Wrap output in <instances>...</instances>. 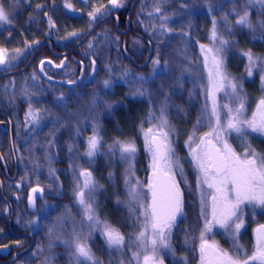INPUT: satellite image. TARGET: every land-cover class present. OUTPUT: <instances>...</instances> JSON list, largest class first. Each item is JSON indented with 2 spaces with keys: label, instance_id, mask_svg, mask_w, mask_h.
<instances>
[{
  "label": "trees",
  "instance_id": "obj_1",
  "mask_svg": "<svg viewBox=\"0 0 264 264\" xmlns=\"http://www.w3.org/2000/svg\"><path fill=\"white\" fill-rule=\"evenodd\" d=\"M122 1L125 4L123 9L115 10L102 15L103 19L111 14H114L118 20V30L124 29L126 16L133 0ZM140 1L142 0L137 1L133 9L129 21V33L126 36H122L116 31L115 21L113 19H108L98 25L90 36L72 53L75 59L86 65V59L82 56V52L85 51V44L90 39L98 41L94 44L95 46L93 50L90 51V63H95L96 65L95 74L91 76L89 81L81 83L71 89L76 91L79 88H83L84 95L79 101L84 100L88 96L96 97L98 95L97 97H99L102 101L104 99L107 102L108 109H113L111 110V113H106V116L100 123V138L103 143L107 144V146L100 147V150L102 152H107L108 150V153H106L104 157H98V159L94 162V165H92V168H89L92 173V178L98 185L97 188H99L96 192L93 207L95 208V212L99 220H102L103 222L106 221L112 227L118 229L125 236L126 241L129 242L133 240L137 233L140 218L137 219V214L133 212L136 204L132 203L130 200L131 197L129 196V187H124V173H122L120 165L113 159V155L115 150L118 149L115 147L118 141H134L137 147L136 153L138 156L135 160V168L133 169L132 174L136 179H130L129 176V180L134 184L136 180H140L142 178L144 179V177L148 174V170L146 168L147 160L143 153L138 134L146 105L140 101L136 103L132 101L127 102V100L125 101V98H122L124 92L122 86H115L113 88L115 93L112 100L108 98L106 99L104 91L100 89L101 86L99 87L97 84L95 85V82L99 77V68H101L103 64L109 65V71H112V73L116 72V69H122L121 65L123 67V62L129 65L122 53L118 51V47L115 43L116 40L121 42V40L125 39L127 41L126 51L137 64L141 63L143 53L138 51L135 53L132 51L130 49L131 45L129 39H132L133 37L139 40H147L153 49L151 59L154 61L159 58V66L163 67L164 64L166 65L167 61L172 58L166 51L168 49L167 46L171 44V42L180 39H188L189 41L191 40L197 42L202 41L204 33L203 30H206L210 20L206 17L203 7L198 3L200 1H207L211 6L214 5L213 7L217 8V10H215V20H218L217 33L219 37L228 42L224 45V54L231 59L228 62V68L229 71L234 74L232 79L239 81L245 75V71L242 72L243 60L239 57L244 50L252 52L256 57H258L257 59L261 63L264 61V5L262 10H260L257 15L258 20L253 19L250 21L252 25L251 27H248L247 25H238L235 21L228 20V18L224 19L220 13L221 11L219 10L223 9V11H227L233 7V5H235L238 9L243 10L250 7V4L252 6L257 2H262L264 4V0H188L187 2L180 0H166L157 5V7L161 9L160 12L156 11L157 7L154 11H145V14L139 18L143 21L142 28L139 25L134 24L136 19L135 13L139 7ZM1 2H4L5 9L9 12L11 23H0V48L7 49L9 57L11 55H15L17 49H19L20 53V47L22 46L30 48V52L24 59L20 60L12 68L0 72V75L7 72L12 73L6 77L0 78V86L5 83L7 78H17V80L15 79L17 82L15 84L17 89L11 95L15 104V106L12 105L13 113L11 112L12 109L0 105V114L6 117L9 122L8 124L4 117L0 115V123L2 124L0 125V155L2 156L3 163L5 165L3 168L0 164V181L2 183L3 196L11 206V212L8 210L7 218L3 213V204L0 198V249H6L8 251L6 256L5 254L0 253V262L3 264H39L42 263L47 256L46 250L44 254L42 253V255H40V257H31L36 243V236L28 231L15 229L13 226L15 217L18 213H21V208L24 203L28 205L27 198L29 200L30 192L33 191V189H38L40 193L34 197V203H31L29 206L32 209V212L36 213L41 207L43 201L47 204H51L53 202L55 208L54 210H50L48 212V214L44 217L45 220L54 222L55 216L60 213V209L61 211L64 209L66 211L68 210V213L76 219L78 215L76 210L73 208V203L76 198L75 196H71V192L74 188V177H76L77 174V170L74 168V165L78 164L82 166L86 164L83 159L79 157L81 153L79 145L74 146V154H68L67 151L64 152L65 150L63 147L65 142H73V136H69V133L63 128V125H65L64 116L57 113V111L56 113H52L50 110L51 103L55 100V98H57V93H64L70 89L45 82L39 77L38 71H34L36 64L42 60L50 59L57 63L59 62V59L52 56L49 49L44 45L35 54L31 64L26 69H22L26 66L34 50L42 43L48 42L53 53L67 52L87 34L97 21L101 19L92 21L91 24H85L88 16L79 13L76 10V7H74L75 11L73 10L75 13L74 16L66 15L63 10L65 7L70 5V2L67 4L66 0H1ZM90 12H92V10H90ZM163 17H166L167 19L164 20ZM151 18H153L154 21L152 26L153 28L147 24V22H151ZM60 23H63L68 27L71 25L72 30L75 32H81L74 40L63 44L60 40L62 41L64 36H62L63 34H59L57 32L59 27L58 25H60ZM152 29L154 32H158L156 36L151 32L153 31ZM101 37H105L110 40L109 47L108 45L103 46L100 44L99 40ZM32 41L35 42V45L34 47H29V44H31ZM17 45H20V47L17 48ZM120 53L122 57L121 64H119L120 61H117V55H120ZM262 64L264 65V62ZM68 65L72 66L73 70L67 69L71 72L70 74L67 73V70L63 71L68 74L67 77H63L62 72H54L48 67L45 69V74L49 78L55 80L64 81L65 79H69L74 81L78 76V67L70 61L68 62ZM86 67L89 66L86 65ZM131 67L134 69L133 66ZM135 71L143 73L146 71V68H135ZM28 79L32 80L31 88L45 87L48 90L43 98H39V102L43 105L47 104L48 106L46 107H50L49 116L57 118L58 123L46 120L48 122L43 125L42 129L36 134L34 133V141H29L27 144L29 148V153L27 154L28 158L20 161V155H18V151H15L14 144L17 134L21 136L24 135L26 125L23 122L25 120V104L23 102L21 103L19 100L22 94L25 93L23 86L25 81ZM159 81L160 80L157 79L156 82H152V84L149 85L152 96V89ZM184 85L186 86L187 84L184 83ZM259 93L261 94L263 92L257 89L256 81L245 84V94H248L250 99ZM262 96L264 97V95ZM172 97L177 103L183 104V96L178 95ZM260 98L262 97L260 96ZM150 100L153 101V98H150ZM124 107H126V112L122 110ZM135 107L139 110L137 113L133 110ZM197 109V104H191L188 106L186 110L187 115L185 114L184 118L185 121L183 123L178 122L177 124V136L179 139L177 151L179 150V147L181 148L180 142L185 137V134L188 133L190 125L194 121ZM125 117L126 119H123ZM1 126L4 127V131L1 129ZM7 144L9 146L8 155L11 160L9 164L6 159L3 158V154L8 148ZM59 144L63 150L60 149ZM55 147L58 150V155L62 157L58 162L55 160L49 161V159L47 160L45 158L46 153L52 152L56 154ZM67 157L70 162H66L65 159H67ZM13 162H15L17 167L16 179L26 171L27 167L31 169V171L26 173L29 176V182L28 185H22L19 192L10 190L6 192L4 187L5 184L13 183L16 180H5V171L10 173ZM46 169H60L58 171L56 170L55 175L59 186L56 191L57 196H53L48 193V189L52 187V182L47 181L46 179L43 180V176L40 177L37 183H33L32 177H35L39 172L42 174V172ZM183 171L185 184L181 179L178 181L184 198V213L183 216L180 217L177 226L173 227L170 235L173 246L172 249H174L173 261H170V257H165L164 255V264H198V248L200 245L198 236L203 230V216L201 215L199 195L196 191L194 173L185 163H183ZM11 196H14V198L12 199ZM17 201L18 203H16ZM9 221L11 232L8 228ZM245 222V231L240 238V243L245 246L246 251H250L252 248L251 241L253 239L252 231L260 224H264V216L257 215L252 220L247 218ZM25 234L30 235V238L25 236ZM23 239L26 241L23 246L14 245L16 241ZM50 239L52 238L50 237ZM182 239L184 241H181ZM218 245L219 249L228 252V244L225 241L221 240ZM89 246L91 253L94 256V260H98L100 263L118 264L122 261L123 264H129L130 259L127 254L130 249L128 248V245L124 246L122 252L119 250L106 252L102 248L99 238L94 237ZM69 249L70 248L67 246L49 247L47 250L49 263L69 264L66 255L69 252Z\"/></svg>",
  "mask_w": 264,
  "mask_h": 264
},
{
  "label": "rangeland",
  "instance_id": "obj_2",
  "mask_svg": "<svg viewBox=\"0 0 264 264\" xmlns=\"http://www.w3.org/2000/svg\"><path fill=\"white\" fill-rule=\"evenodd\" d=\"M166 0H142L140 1L139 7L136 11V19H135V25H139L141 28L143 27V21L139 18L145 14V11L151 10L154 11L157 7V5L160 2H164ZM68 5L67 7L64 8V13L68 16H74L75 13L73 12L74 7H76L77 11L81 14H85L88 16V19L85 21V24H91L92 23V18L89 16L90 10L92 12L96 8H100L101 14H106L113 12L115 10L123 9L125 6L124 2L122 0H119V3L121 4V7H113L110 3V0H66ZM183 2H187L184 0ZM261 2V1H260ZM5 7L4 2H1ZM198 4H200L203 9L205 10L206 17L208 20H210L208 27L206 30L204 29L202 41H189L188 39H180V40H174L169 44L167 47L168 49L167 54L170 55L172 58L171 60L167 61V64L163 67L160 66H155L153 64V59H149V63L146 67V71L143 73L136 72L135 69H133L131 66L127 65L126 63L123 62V67L121 65L120 70L116 69V72L109 71V65L103 64L101 68H99V77L95 82V85L97 84L99 87L101 86L100 89L104 91V94L106 96V99H113L114 95V87L115 86H122L123 89V96L122 98L127 102L132 101L134 103L136 102H142L146 105V109L144 112V116L142 117L141 121V126L140 130L138 131L140 141H141V146L143 153L145 155V158L147 160V165L146 168L148 170V174L144 177V179L136 180L139 181V185L143 190L146 192L147 191V184L149 182V179L151 178L152 174V168H151V163H152V157L151 154L146 150V145L144 141V137L142 134V129L146 130L148 127H152L154 125H157L161 119V108L165 107L164 111V116L163 118L167 120L168 125L170 126L172 132H171V147L175 151V157L173 158L174 163H179L180 167L173 168V175L175 176L176 182L179 184V179H181L184 184H185V177L183 174V163L188 165L192 172L194 173L195 176V181H196V191L199 195V204H200V209H201V191H203L206 194V202H205V209H206V215L207 219L211 220V211H212V201H211V196L207 195L210 193L212 190L207 188V185H198L197 180L200 177V173L195 167V164L192 161V156L190 153V149L188 147V140L189 137L195 132L197 138L203 137L204 133L211 131V126L214 125V118H211V109H212V104H213V97L210 94L211 92V86L208 78V72L209 68L211 67V58L209 57V68H206L204 66V53H202L200 45L203 44L206 47H211V48H218L220 47L219 43H213L209 38L211 36V32L213 29V21L215 20V10L217 8L213 7L208 3L207 1H200ZM263 3H254L252 6L250 4V7H247L243 10L238 9L235 5L231 7L227 11H223V9H219L222 14V17L224 19L228 18V20L231 21H237L241 15H243L245 12L248 13V20L249 22L253 19L258 20V13L260 10L263 8ZM257 6V7H256ZM203 10V11H204ZM75 11V10H74ZM63 14V13H62ZM100 15V14H98ZM151 22H147L151 27L154 24L153 18L150 20ZM217 22L218 20H215V28L217 31ZM4 24V23H1ZM57 32L59 34H63L64 36L62 38V41L60 40L61 43H66L69 41L74 40L78 35L80 34L81 31H74L72 30L71 25L65 26L63 23H60L58 25ZM153 28V27H152ZM153 30V29H152ZM155 36L157 35L158 32L151 31ZM75 33L76 35H72ZM56 34V32H55ZM218 34V33H217ZM219 36V35H218ZM57 41V40H56ZM98 42L94 39H90L86 44H85V51L82 52L83 58L86 59V62L89 67H86L87 73H85L83 80L81 83H84L86 80L89 81L91 78V54L90 51L93 50L94 44ZM100 44L103 46L109 47L110 45V40L101 37L99 40ZM130 42V49L134 51L135 53L138 52H144V46L143 44L138 41L135 38L129 39ZM116 45L118 47V51L121 52V44L118 40H116ZM20 44V43H19ZM92 45V47H89V45ZM29 47H34L35 42H31L29 44ZM19 48L20 45H17ZM107 47V48H108ZM166 47V48H167ZM224 47L223 46V51L219 53V58L223 60V67L221 69L222 73H224L229 81H233L237 83L238 85L241 86L240 90L236 94V96L241 97L244 102H245V114L246 116L250 119L252 116V113L256 109V104L258 103L260 96L263 97L264 95V87H262V81L261 77L264 76V65L257 59L252 52L249 50H244L242 54L239 55L241 57V60H243V67H242V72L245 71V75L241 80L235 81L232 79L234 77L233 73L229 71L228 68V62L231 60L229 59L228 56L224 54ZM21 52L19 54L11 55V57H15V59H10L8 64L4 66H0V72H3L5 70H8L12 68L16 63H18L20 60L24 59L28 53L30 52V48L22 46ZM159 48V47H157ZM247 53H250L253 56V60L255 61V66L252 67V75H248V68L250 66L249 60H248V55ZM117 61H120L119 64L122 63V57L121 53L120 55H117ZM257 59V60H256ZM53 62V61H52ZM57 66H59L60 61L55 63ZM90 63V64H89ZM39 64V63H38ZM38 64H36L34 71H37ZM95 64V63H94ZM154 68H156V72H154ZM73 70V67L66 64L65 68L60 71L63 73V77H67L69 72L68 70ZM67 70V73L63 72ZM59 72V73H60ZM34 73V72H33ZM236 74V73H235ZM138 77H144L147 82H142ZM17 78H7L5 80V83L2 84L1 91H0V105L6 108L12 109V105L15 106L14 101L11 97L13 92L17 89L15 84L17 83L16 80ZM159 79L160 81L157 83L155 87H153V96L152 92L149 89V85L152 84V82H156V80ZM105 80L111 81V87L105 89L103 86V82ZM65 82H70L71 80L65 79ZM257 82V89L263 93H259L258 95L254 96L252 99L249 98L248 94H245V84H249L252 82ZM80 83V84H81ZM187 84L186 86L184 85ZM32 80L28 79L25 81V84L23 86L24 94L20 97V102L25 104V110H24V116L25 120L23 121L25 125L24 129V135H16V141L14 144L15 151H18V155H20V161L23 159L28 158V153H29V148H28V143L29 141H34L33 135L34 133L36 134L39 130L42 129L43 125L46 124V122H54L58 123V119L49 116V109L50 107L43 105L42 103L39 102V98H43L48 90L45 87H39V88H31ZM54 90V89H53ZM57 90V89H56ZM58 91V90H57ZM143 93V95H140L139 93ZM228 92L231 93V90L228 89ZM58 95L56 96L55 100L51 103V112L52 113H59L63 115L64 117V122L65 125H63V128L66 132L69 133V136H73V142H65L63 149L65 150L64 152L67 151L68 154H74L73 151L75 149V145L80 146V155L79 157L83 159L86 165H78L75 164L74 168L77 170L76 177H74V188L71 192V196H75V191L77 190V183H78V175L80 171H83L87 169L88 171L91 172L89 168H92V165H94V162L98 159V157H104L107 152L104 151L102 152L100 150V147L107 146V144L103 143V141L100 138V123L101 120L106 116V113H111V108L108 109L107 102L103 99V101L99 97H92L88 96L82 101H79L82 99L84 92L83 88H79L78 90H67L66 92H59L57 93ZM181 95L184 97L183 99V104L177 103L176 101L173 100L172 96H178ZM38 97V98H37ZM150 98H153V101L150 100ZM215 99L217 104L222 105V104H230L233 108L238 105V100L233 103L235 100V97L232 96L231 94L226 96L224 91H220L215 93ZM96 101L93 103V101ZM125 103V102H124ZM191 104H197V111L194 117V121L191 123L190 128L188 133L185 134V137L182 139L180 142L179 150L177 151V144L179 142L178 139V122L183 123L185 120V114L187 115V107L190 106ZM125 106V105H124ZM187 106V107H186ZM108 109V111H107ZM122 109V108H121ZM124 112H126V107L122 109ZM135 113H137L139 110L137 107L133 109ZM15 111V110H14ZM13 113V109L11 111ZM31 113V115H29ZM64 113V114H63ZM153 115L155 116V119H153ZM223 115V113H222ZM201 119V123L197 125V119ZM50 119V120H49ZM123 119H126L123 118ZM121 119V120H123ZM48 120V121H46ZM0 125H2L0 123ZM197 125L196 128L193 126ZM1 129L3 131L5 130L4 127L1 126ZM167 130V129H166ZM96 136L99 141H100V147L97 150V153L93 157H88L87 156V151H88V142L89 139L92 138L93 136ZM229 144L233 147V149L236 151V153L240 156H243L245 151H247L248 146L250 145L253 150H255L258 153L264 154V135L260 133H252L248 137H237L236 135H232L227 138ZM43 141V140H42ZM8 146V144H7ZM31 146V145H30ZM195 145H193L194 147ZM59 147L61 150L62 147L59 144ZM9 151V146L5 150L3 154V158L6 159L8 164L11 162L10 156L8 155ZM55 153H46L45 158L49 161H59L61 160V156L58 155V150L55 147ZM111 153V152H110ZM68 156V155H66ZM137 153L135 154L134 157L130 159H122L120 152L118 149L115 150V153L113 155V159L115 162H117L120 167L122 168V173H124V180H129L134 179L133 177V169L135 168V160L137 158ZM66 162H70V160L65 159ZM105 161V160H104ZM77 163V162H76ZM107 163V161H106ZM27 167L26 171L22 173L13 183H6L5 184V190L7 191H15L19 192L20 189L22 188V185H28L29 182V176L26 174L28 171H31V169ZM181 169H182V174H181ZM56 170L60 169H46L44 172H39L37 175L32 177L33 183H37L40 179V177L43 178V180L51 181L52 182V187H50L48 190L51 195H55L57 189L59 188L58 183L56 181ZM136 179V178H135ZM31 180V181H32ZM83 178H79V182L82 183ZM124 182V187H129L128 184ZM180 186V184H179ZM48 188V187H47ZM99 188L96 189V192L98 191ZM95 192V196H96ZM101 192V190H100ZM40 192L37 191L33 193V191L30 192V196L34 197L39 194ZM95 196L92 201L95 202ZM13 199L14 196H11ZM76 198V197H75ZM131 200V199H130ZM18 203V201L16 202ZM139 203H144L143 200L139 201ZM27 204L24 203L23 207L21 208V213H18V215L15 217V220L13 222V226L15 229L20 230V231H28L31 234H35L36 236V243L35 247L33 249V252L31 254V257H40L42 253H45L47 256L43 260L42 263L39 264H50L49 263V255L47 250L51 246H67L69 249V252L66 254L68 258V263L69 264H93L92 261H83V258L78 257V255L75 252V243L77 237H83L84 239L81 241L83 243H86L88 248L90 249L89 244H91L92 240L94 237L99 238L100 243L102 244V248L106 252L110 251H115L119 250L122 252L124 246H122L119 249L109 247L105 237L102 235V227L103 225L101 224L100 226H94L93 228L88 227V221L86 218V215L84 213L83 208L79 205L77 200L75 199V202L73 203V208L76 210L77 213V218H73L70 213H68V210L66 211L65 209L61 211L60 213L55 216L54 222L47 221L44 219V217L48 214L50 210H54L55 206L53 202L51 204H47L45 201L42 202L41 207L38 209L36 213L32 212V209L29 207L30 206V201L27 198ZM22 206V205H21ZM138 205L136 204V207ZM243 208V206H242ZM95 209V208H94ZM2 210L4 215L8 218V210L2 205ZM34 213V214H33ZM96 214V212H95ZM257 215H263L264 216V210L260 208H252L251 206H248L246 208H243V219H244V226L240 229L239 234L235 238V242L241 246H243V249L245 250V246L240 243V238L243 235L245 231V225L246 222L245 220L248 218L249 220H252L255 216ZM97 216V214H96ZM140 223L137 229V233L142 229L143 227V217L140 216ZM180 217L177 218V223L179 221ZM102 221V220H101ZM103 222V221H102ZM205 225V218L203 216V229ZM202 232V231H201ZM136 233V234H137ZM200 235L199 234V240H200ZM252 241H251V250L246 251L249 255L252 253L254 250V246L256 243L255 239V229L252 231ZM50 237L52 239H50ZM205 238L209 240V242H215L216 246L218 247V243L223 240L228 244V252L230 254L234 253V240L233 237L230 233L225 232L223 229L219 227H213L211 232H208L205 234ZM185 239V238H184ZM135 237L133 238L132 241H128L126 245L129 247L128 251V258L130 259L129 264H136L134 260H132V253L137 250L135 246ZM181 241H184L183 239ZM171 249L170 250H162L160 253L161 258L163 259L164 255L165 257H170V261H173V254H174V249H172V241L169 239ZM26 243L25 239L16 241L15 246H23ZM200 246V245H199ZM219 248V247H218ZM91 251V250H90ZM94 257V256H93ZM198 264H201V259H200V247L198 248ZM30 258V257H28ZM103 264V263H100ZM118 264H123L122 261H120Z\"/></svg>",
  "mask_w": 264,
  "mask_h": 264
},
{
  "label": "snow or ice",
  "instance_id": "obj_3",
  "mask_svg": "<svg viewBox=\"0 0 264 264\" xmlns=\"http://www.w3.org/2000/svg\"><path fill=\"white\" fill-rule=\"evenodd\" d=\"M113 7H121L119 0H110ZM39 7V5H38ZM157 12L161 9L157 7ZM100 14V15H98ZM93 21L102 19L100 8H96L89 13ZM166 20V17H163ZM0 23H11L9 12L0 3ZM238 25L251 27L248 20V13L245 12L236 21ZM72 35H76L73 33ZM213 43L218 42L220 47L211 48L201 44L200 48L204 53V66L209 68V57L211 67L208 78L211 86L210 94L213 97L211 118H214V125L211 131L204 133L203 137L197 138L195 132L189 137L188 147L192 156V161L200 173L197 180L198 185H207L212 191L207 195L211 196L212 211L211 220L207 219L205 202L206 194L201 191V215L205 218L204 229L200 235V259L201 264H264V224H260L255 229L256 243L254 250L249 255L243 246L235 242V238L244 226L243 208L251 206L264 210V154L258 153L248 146L247 151L240 156L228 142V137L233 134L237 137H248L252 133L264 135V97L260 98L256 104V109L249 119L245 114L244 100L236 96L241 86L233 81H229L222 73L223 60L219 58V53L223 51V46L228 42L221 39L215 28L209 38ZM89 47H92L90 44ZM19 54V49L16 50ZM250 66L248 75H252V67L255 61L250 53H247ZM10 59L7 49L0 48V66L8 64ZM45 62L41 61V65ZM47 63L51 64V61ZM155 66H159L160 59L153 61ZM43 71V67H41ZM156 72V68H154ZM142 82H147L144 77H138ZM262 87H264V76L261 77ZM75 83V81H70ZM105 89L111 87V81L103 82ZM231 90V93L228 92ZM224 91L225 95L235 97L233 103L238 100V105L232 107L230 104L219 105L215 99V93ZM143 95V93H139ZM96 101L94 100L93 103ZM165 107L161 108V119L157 125L142 129L146 150L152 157V177L147 184V191L140 187L139 181L134 184L130 180L125 183L129 185V196L131 202L138 206L133 209L137 214V219L143 217V227L135 235L136 251L132 253V260L136 264H164L160 256L162 250H170L169 242L173 227L177 226V218L183 216L184 198L179 184L173 175V168H179V163H174L175 151L171 147V128L164 116ZM223 113V115H222ZM31 115V113H29ZM155 119V116L152 117ZM201 119H197V125ZM197 125L193 127L196 128ZM167 129V130H166ZM193 145H195L193 147ZM99 139L94 135L89 139L87 156L93 157L100 147ZM122 159H130L135 156L137 147L134 141L117 142ZM182 174V169H181ZM82 177V183L79 178ZM98 185L92 178V173L87 169L80 171L78 175L77 190L75 197L79 205L83 208L88 221V227H102V235L105 237L109 247L119 249L126 245L125 236L106 221L102 222L95 214L93 199ZM38 189H33V193ZM145 201L139 203V201ZM30 204L34 203L33 197H29ZM243 206V208H242ZM213 227H219L232 235L234 240V253L219 249L215 242H209L205 234L211 232ZM84 238L77 237L75 252L83 261H92L93 264H100L88 248L86 243L81 242ZM83 264V262H82Z\"/></svg>",
  "mask_w": 264,
  "mask_h": 264
},
{
  "label": "water",
  "instance_id": "obj_4",
  "mask_svg": "<svg viewBox=\"0 0 264 264\" xmlns=\"http://www.w3.org/2000/svg\"><path fill=\"white\" fill-rule=\"evenodd\" d=\"M138 0H133L130 4V7H129V10H128V13H127V16H126V20H125V25H124V30L123 31H118V28H117V17L115 15H110V16H107L99 21H97L92 27L91 29L87 32V34L85 36H83L70 50H68L67 52L65 53H62V54H57V53H53V51L51 50V47H50V44L48 42H44L42 43L41 45H39L35 50L34 52L32 53V55L30 56L26 66L22 69H26L32 62L33 60V57L35 56V54L39 51V49L41 47H43L44 45L49 49V52L52 56L54 57H66V56H69L71 55L89 36L90 34L95 30V28L100 25L101 23H103L104 21L108 20V19H113L115 21V29L116 31L124 36V35H127L128 32H129V21H130V17L132 15V12H133V9L136 5ZM180 1H184V0H180ZM188 1V0H186ZM125 43H123V46H122V54L125 58H128L130 59V57L128 56V54L126 53V50H125ZM150 51L148 52V55H147V58L146 60L144 61V63L140 66V68H144L148 63H149V59H150ZM131 60V59H130ZM45 63L43 65H41V62L39 63L38 65V75L39 77L45 81V82H48L50 84H53V85H57V86H60V87H63V88H74L76 87L77 85H79L81 83V81L83 80V77H84V73H85V66L84 64L75 59L73 56H70V61H72L76 66L79 67V73H78V76L75 80V83H70V82H64V81H60V80H55V79H52V78H49L48 76L45 75L44 71H41V67H44L45 66H48L49 68H51L52 70L54 71H61L65 65V61L63 60L61 62V64L59 66H56L54 65L52 62L51 64L47 63L48 61L50 60H43ZM131 62H133V60H131ZM96 71V66L95 64H91V76L94 75ZM12 74L11 72H7V73H4V74H1L0 75V78H3V77H6L8 75ZM2 115V114H0ZM3 116V115H2ZM4 117V116H3ZM4 119L6 120V122L9 124L8 122V119L6 117H4ZM0 164L3 165V159H2V156L0 155ZM153 173L151 174V177H152ZM16 179V172L14 173V176L12 177L11 181H14ZM1 193V192H0ZM2 196V194H1ZM8 228H9V231L11 232V227H10V221H9V225H8ZM27 237L30 238V235H26Z\"/></svg>",
  "mask_w": 264,
  "mask_h": 264
},
{
  "label": "flooded vegetation",
  "instance_id": "obj_5",
  "mask_svg": "<svg viewBox=\"0 0 264 264\" xmlns=\"http://www.w3.org/2000/svg\"><path fill=\"white\" fill-rule=\"evenodd\" d=\"M121 30H123V29H121ZM133 38V37H132ZM135 39H137V38H135ZM138 41H140L142 44H143V46H144V52H142L143 54V59H142V61H141V63H139V64H137V63H135V61L133 60V58H131L130 56V59L131 60H133V62H131V60L130 59H128V58H125L126 60H127V62H128V64L129 65H131V66H133L134 67V69L136 68V69H140V66L144 63V61L146 60V58H147V55H148V52L150 51V57L152 56V52H153V49H152V46H151V44L147 41V40H139V39H137ZM123 43H125V48L127 47V41L125 40V39H123V40H121V42H120V44H121V49H122V46H123ZM129 55V54H128ZM59 59V61H60V64H61V62L64 60L65 61V65H64V67H63V69L65 68V66H66V64H68V62L70 61V55L69 56H66V57H59L58 58ZM148 65V64H147ZM48 66H45L44 67V71H45V69L47 68ZM146 68V67H145ZM62 69V70H63ZM143 69V68H142ZM61 70V71H62ZM78 70H79V68H78ZM55 72H60V71H55ZM85 73H86V70H85ZM91 75V74H90ZM87 82V81H86ZM3 168H4V163H3V165H1ZM16 170H17V167H16V165H15V162H13V165H12V168H11V171H10V173H8V172H6L5 171V176H6V181H11V179H12V177L14 176V173L16 172ZM0 191H1V193H2V183H1V181H0ZM0 198H1V200H2V204H3V206L7 209V210H9L10 212H11V206H10V203L8 202V201H6L5 200V198H4V196H3V193H2V197H1V195H0ZM15 235H17V236H20V235H18V234H15ZM26 236V235H25ZM0 253H3V254H5V256L8 254V251L6 250V249H0ZM0 264H3V263H1L0 262Z\"/></svg>",
  "mask_w": 264,
  "mask_h": 264
}]
</instances>
